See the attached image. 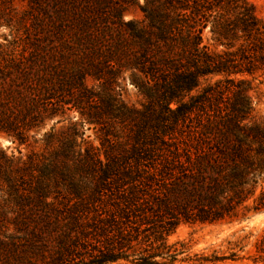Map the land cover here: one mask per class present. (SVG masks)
<instances>
[{
    "label": "trees",
    "instance_id": "1",
    "mask_svg": "<svg viewBox=\"0 0 264 264\" xmlns=\"http://www.w3.org/2000/svg\"><path fill=\"white\" fill-rule=\"evenodd\" d=\"M141 1L0 0V25L23 35L0 45V134L23 144L49 123L68 125L51 159L30 154L5 172L0 152L15 195L0 206V264H112L124 257L109 243L128 235L126 223H164L167 234L179 222L232 223L253 197L264 127L242 76L264 64V22L246 0ZM131 8L141 17L124 20ZM125 73L139 108L116 91ZM208 76L222 79L197 91ZM84 127L101 132L100 147ZM22 166L38 172L24 198L11 175ZM74 172L95 181V194L119 175L140 190L112 212L98 198L58 201L50 183L76 188ZM262 210L261 193L252 212Z\"/></svg>",
    "mask_w": 264,
    "mask_h": 264
},
{
    "label": "rangeland",
    "instance_id": "2",
    "mask_svg": "<svg viewBox=\"0 0 264 264\" xmlns=\"http://www.w3.org/2000/svg\"><path fill=\"white\" fill-rule=\"evenodd\" d=\"M246 1L253 6L256 17L264 22V0ZM22 6V2L15 3L16 9H21ZM140 17L139 10L131 8L125 13L124 20ZM22 37L21 30L16 31L14 28L0 25V45H6ZM204 39L208 40V44H212L207 30L204 32ZM220 49V47L217 48V50ZM128 76L129 73H125V81L119 85L120 90L117 89L116 91L120 93L125 104L139 108L143 102L142 96L130 84ZM242 77L248 80L252 87L250 97L254 121L264 127V64L259 65L252 75ZM221 79L222 76L205 77L200 80L197 91L205 85H212ZM87 85L91 87L94 83L89 80ZM51 126L52 123L47 124L23 144L0 134V152L4 156L5 162H2L1 165L3 170L8 172L10 167H20L21 162H26V158L30 154L40 156L42 159H51L58 150L60 141L66 136L68 125L66 123L55 124L49 130ZM79 132L83 133L82 138L94 147H100L101 132L87 129V127ZM79 141L80 137L77 138V142ZM118 143L117 151L120 154L123 153V149H128L124 145V139H118ZM22 168L24 169L11 175L15 178L14 182L18 192L24 193L22 194L24 198L28 188L35 185L38 172L25 166ZM69 180L73 184H77V187L72 188L68 180L61 181L58 179L56 184L50 183V192L57 197L58 201L73 203L81 200L90 202L91 199L98 198L99 202L97 201L95 205L99 203L102 209L109 212L117 211L116 205L123 207V205L128 204L127 201L140 190H134L131 185L125 184L128 178L121 175L110 184L98 187L99 190L97 191H100V194L93 193L95 181L85 173H71ZM261 193L264 197V172L257 180L253 197L237 209L238 219L232 223L188 224L179 222L170 230L169 234L166 233L169 228L164 223H154L155 225L152 227L145 224L137 226V229L135 225L126 223L128 235L123 239L117 238L110 241L111 243L108 242L115 249H118L116 253L120 257H124L112 264H144L147 261L145 258L148 256H153L149 261L156 264H264V252H260L261 249L264 251V241L260 243V240L264 239V210L252 212L254 201H257ZM75 195H79L78 198ZM97 195H101V197ZM14 196L1 177L0 206L11 208L12 204L9 203ZM10 215L14 216L15 214ZM133 220L132 218L131 221L133 222ZM113 232L111 235H114ZM105 243L102 237L99 238L97 245L102 247L106 245Z\"/></svg>",
    "mask_w": 264,
    "mask_h": 264
}]
</instances>
